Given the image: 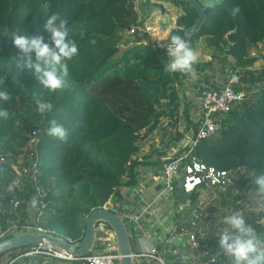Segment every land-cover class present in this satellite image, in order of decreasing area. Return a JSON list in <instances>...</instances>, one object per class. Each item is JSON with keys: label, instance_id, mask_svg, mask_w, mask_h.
<instances>
[{"label": "trees", "instance_id": "trees-1", "mask_svg": "<svg viewBox=\"0 0 264 264\" xmlns=\"http://www.w3.org/2000/svg\"><path fill=\"white\" fill-rule=\"evenodd\" d=\"M132 1L135 0H0V79L4 81L0 90H7L12 97L10 101H0V107L9 112L7 120L0 119V155L10 137L18 141L21 149L29 146V131L39 124L40 140L33 148L39 163L38 182L46 188L51 184L56 191L49 194L52 203L38 224L71 242L82 240L85 220L93 211L107 205L110 198L119 199L123 186L136 183L133 171L145 163L138 158L139 143L160 124L163 99L170 102L172 115L179 114L176 85L181 72L170 74L163 70L170 60L167 45L171 37L180 35L194 49L201 39L211 36L212 43L221 46L224 55L232 57L238 66L253 64L257 58L249 54V48L264 41V0H211L214 7H206L210 0H196L206 19L192 35H185V29L194 24L199 13L188 0H168L180 6L183 13L165 39L158 44L138 39L119 50V30L132 27L134 15L128 5ZM144 2L148 4L150 0ZM237 6L239 12L233 15ZM54 13L67 20L69 39L76 41L78 55L68 61L64 89L50 92L39 86L34 69L18 71L20 50L12 34L44 36L47 43L49 34L44 25ZM261 89L244 111L230 113L214 138L204 139L193 148V153L210 166L239 169L240 176L228 192H258L250 173L253 169L264 172V83ZM34 95L50 102L53 109L40 115ZM187 108L184 114L189 118ZM52 120L67 130L66 140L48 135ZM12 168L0 161V209L12 198L6 196L5 190V179ZM200 194L201 191L184 193L187 201L196 205L201 203ZM17 197L25 207L22 195ZM256 197L264 220V196L258 192ZM221 205L222 201L214 198L206 206L207 213H218ZM2 217L0 236L18 213L13 206H7ZM251 225L264 241V222Z\"/></svg>", "mask_w": 264, "mask_h": 264}, {"label": "rangeland", "instance_id": "rangeland-1", "mask_svg": "<svg viewBox=\"0 0 264 264\" xmlns=\"http://www.w3.org/2000/svg\"><path fill=\"white\" fill-rule=\"evenodd\" d=\"M155 2L161 3V7ZM128 5L132 9L134 15L132 26H134L138 34L132 35L127 32L128 30H119L117 37L120 41L119 50L131 46L138 39H142L145 44L161 43L170 29L174 26L177 17L183 13L180 6L173 5V3H170L168 0H150L148 4H145L144 0H135ZM146 26L152 27L151 32L143 30ZM212 42L213 37L208 36L203 38L199 44H197L199 60L194 65L196 75L200 72H204L205 74H208L211 79L214 78L217 80L216 82H218L226 80V74L231 75L232 73H235L243 82H245L246 88L244 90L247 92L246 100H248L250 96L255 94L256 90L253 92L251 90L254 88L256 82H264V41L255 43L249 49L251 50L253 48L252 50H255V53H258L259 57L263 60V63L260 62V67L256 68L255 71H249L246 65L238 66L232 57L230 58L229 56L224 55V49L221 46H216ZM207 53L208 57L205 56ZM205 69L207 70L206 72L204 71ZM187 75L188 74H185L184 76L183 73H180V76L183 79L188 77ZM212 75H215L216 77H212ZM205 79H203V76L199 79H197V76L193 77V81L195 80L197 83L195 89L199 91V89L205 87V85L201 87V84ZM189 81L192 83L191 80ZM239 87L241 89L243 88L242 86ZM185 98V95H183L182 100L180 97L181 105H178L179 114L173 115L169 112L170 108L168 106L171 105L166 102L167 99H163L161 110L164 111V119L162 120V125L164 126L160 125L163 127H160V130L165 131L166 133V131H169L168 128L173 129L175 125L178 124L180 116L185 117L183 116V112L185 111L184 105L187 102V100L185 101ZM189 107L190 106H188V109ZM190 115L193 116L191 111ZM38 125L39 124L37 123L32 126L31 131H29V136L34 129H38ZM30 148L31 147L27 145L25 148L21 149L18 141L13 137H10L7 146L4 149V153L0 155L1 162H7L13 167L12 171L5 179L6 196L9 194L12 198H17V196L21 194L23 197V203H26L25 207L22 208L20 205L16 208L18 217L14 218L13 224H16L15 227H17V225L21 226L20 222L22 221L24 223H22V225L39 222L43 214L46 213L48 206L52 203L50 200L52 197H50V195L55 189L51 184H49L48 188L44 187V185L38 182V176L34 177L33 175H29L30 170L27 171L26 168L29 169L31 164L32 156ZM178 192V196L180 199H183L185 204L183 205V210L180 211V214L183 215V220L178 219L179 229L182 230V232H186L188 236L191 234L196 235V245L197 248L201 250L200 253H202L200 259L202 264H231L230 258H227L221 252L218 243L219 229L224 226L222 221L225 216L231 215L234 212H240V214L245 217L246 222L250 225L251 223H258L259 221L264 222L260 217L262 206L256 197L258 192H252L248 189L241 191L234 189V191L231 192H228V190L224 192L218 190H203L199 196L201 202L200 205L192 204L187 201L186 195L182 193L181 189H178ZM34 198L38 202L35 208L32 207ZM214 198H217L218 201H222V205L218 213L209 215L206 206ZM6 203L9 205L7 201ZM25 251L26 249L18 248L8 252L4 255L0 264H27L30 262V264H71L65 260H56L55 258H49L44 255H28L26 257L24 255ZM214 256L215 261L213 262L212 258ZM27 258L29 259L26 260ZM74 264L86 263L79 261Z\"/></svg>", "mask_w": 264, "mask_h": 264}, {"label": "crops", "instance_id": "crops-1", "mask_svg": "<svg viewBox=\"0 0 264 264\" xmlns=\"http://www.w3.org/2000/svg\"><path fill=\"white\" fill-rule=\"evenodd\" d=\"M197 44H199V42ZM197 44L194 48L196 52ZM252 49L249 50V54L256 55L257 60H255L253 64L246 65L249 71H255L256 68H259L261 63H263L262 58ZM205 56L208 57V53L205 54ZM204 71L206 72L207 70L205 69ZM187 76L188 77L185 79L181 78L178 82L179 84L176 86L179 106L181 105L180 102L183 95L186 96L185 101L187 100L186 103L190 106L189 109L187 108L189 118L187 115L185 116L184 111L183 116L185 117L180 116L178 124H176L173 129L168 128L169 131H166V133L160 130V127L163 128L162 126H164L162 125L164 116L161 118V122L157 125L156 129L139 143L138 158L140 161L144 160L145 163H141L133 171L136 177V183L134 185L123 186L120 198H110L107 205H105L107 208H117L118 211L120 210L121 216L125 214L136 216L137 223L144 228V233H140V236L144 237L143 239L139 240V236L130 238L133 252H139L141 248L139 243L146 247L153 245L157 248L158 256L163 261V263H160L157 258L150 256L143 258L134 257V264H202L200 261L202 257V253H200L201 250L197 248V246L191 245L188 241V234L179 229L178 219L183 220V215L180 214V211L183 210V205H185L184 201L178 196V191L171 193L165 190V176L159 175L160 168L164 162L172 158L169 148L173 146L179 147L183 145L184 141L186 142L189 130L195 127L199 117L198 114L201 112V107L197 102L198 90L195 89L197 83L195 80L193 81V76L190 74ZM196 76L197 79L202 76L203 79L206 78L203 80L201 87H203V85H205V87L212 85L213 82L217 81L214 78L211 79V77L204 72H200ZM212 77L216 76L212 75ZM226 77L228 79L230 75L226 74ZM189 80L194 84L190 83ZM263 83L264 82L261 81L256 82L254 88L251 90H256L255 94L250 96L245 102L246 105L253 102L259 95L262 90L259 86L263 85ZM242 84L245 87V82L239 78L238 86ZM166 102L170 103L168 99ZM186 107H184L185 110ZM190 111L193 116L190 115ZM97 227H99V225H97ZM101 237H104V239L101 240ZM116 241L115 234L112 233V231L110 232V230L106 233V236L96 232L92 250L93 252L105 250L119 254ZM184 256L188 257L186 261L182 260Z\"/></svg>", "mask_w": 264, "mask_h": 264}, {"label": "built area", "instance_id": "built-area-1", "mask_svg": "<svg viewBox=\"0 0 264 264\" xmlns=\"http://www.w3.org/2000/svg\"><path fill=\"white\" fill-rule=\"evenodd\" d=\"M136 29L134 26L128 29V33L134 35ZM146 32H151L152 27L146 26L143 28ZM239 76L235 73H232L230 77L224 81L213 82L212 85L203 87L199 89L197 95L198 105L201 107V112L198 114V119L195 124V127L189 130L187 135L186 142L184 141L183 145L179 147L173 146L169 148V152L172 155V158L168 161H165L161 166L159 175L165 176V190L168 192H175L178 189H181L185 194L194 192V191H211L218 190L221 192L229 190V187L232 185L235 179L239 178V169H219L214 165H208L203 160L199 159L194 153L193 148L202 140H210L214 138L221 130L222 124L225 122V119L229 117L232 111H244L247 106L245 102L247 101L246 91L244 90V85L239 86ZM259 87L263 88V85ZM258 87V88H259ZM253 92V91H252ZM31 137L29 141V146L31 147V164L29 169V175L32 174L34 177L38 176L39 173V163L37 157L35 156V147H37L40 140V133L38 129H34L31 132ZM26 171V172H27ZM37 179V178H36ZM189 189H191L189 191ZM2 195H0V199ZM1 202V201H0ZM9 205L13 206L14 210L22 205L20 199L13 197L9 200ZM5 204L3 203L2 206ZM0 209V220L3 218V214L6 213V207ZM103 208H107L104 206ZM114 213L118 214L125 224L130 238L139 236V240L144 237L140 236V233H144V228L137 223L136 216L125 214L121 216L120 210L117 208H108ZM10 225L6 230L1 231V238H6L8 234H18L24 233L27 231L41 230L44 232H50L46 230L43 226H40L38 222L35 224H27L16 226V224ZM97 233L103 234L106 236V233L110 230L114 233L113 229L109 227L108 224L104 222L98 223ZM142 231V232H141ZM146 233V232H145ZM147 234V233H146ZM101 240L104 237L100 238ZM189 242L193 246H197V238L195 234L189 235ZM71 241V240H70ZM141 246L138 253L134 252V257H154L159 260L160 263H163L161 258L158 256V250L155 246L150 245V247ZM25 256L28 255H44L46 257H52L55 259L65 260L68 263L74 261H83L86 264H120L121 258L119 254L113 253L111 251H97L89 252L88 254L75 256L70 255L67 251L53 247L44 243L33 244L30 247L24 248Z\"/></svg>", "mask_w": 264, "mask_h": 264}, {"label": "clouds", "instance_id": "clouds-1", "mask_svg": "<svg viewBox=\"0 0 264 264\" xmlns=\"http://www.w3.org/2000/svg\"><path fill=\"white\" fill-rule=\"evenodd\" d=\"M210 2L206 7H214ZM239 7L232 10L235 15ZM49 34V42H45L44 36H29L13 33L14 45L20 50L16 60L18 71L23 72L25 68L34 69V75L39 86L50 92L63 90L65 87L64 77L68 75V61L78 55V45L75 40L69 39L70 29L67 20L62 19L59 13L50 15L44 25ZM168 57L170 60L165 63L164 71L167 73L181 72L196 76L194 65L198 62L197 52L190 47L189 42L180 35H173L170 44L167 45ZM4 81L0 79V84ZM12 99L7 90H0V101L7 102ZM36 111L44 115L53 109L50 102L34 95ZM9 112L6 108L0 107V119L7 120ZM48 135L59 140L67 139V130L56 120L51 121L48 128ZM250 175L254 178L258 192L264 196V172H257L253 169ZM191 189H189L190 191ZM34 198L32 207L37 206ZM219 229V240L221 252L230 258L231 264H264V241L256 234L252 225L248 224L240 212H234L224 217ZM188 257H182L187 260ZM215 261V256L212 258Z\"/></svg>", "mask_w": 264, "mask_h": 264}, {"label": "water", "instance_id": "water-1", "mask_svg": "<svg viewBox=\"0 0 264 264\" xmlns=\"http://www.w3.org/2000/svg\"><path fill=\"white\" fill-rule=\"evenodd\" d=\"M188 2L197 13H199V18L194 24L185 29V35H192L200 28L204 19H206V13H204L203 8L196 2V0H188ZM99 222H104L112 227L117 239V247L121 258L120 264H134V252L131 247L127 228L120 216L108 208H97L86 218V228L82 240L71 242L69 239L52 231L44 232L41 230H33L24 233L20 232L0 241V258L10 251L18 248L24 249L37 243H44L63 249L72 256L88 254L93 249V241H95L97 225Z\"/></svg>", "mask_w": 264, "mask_h": 264}]
</instances>
